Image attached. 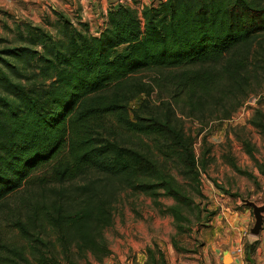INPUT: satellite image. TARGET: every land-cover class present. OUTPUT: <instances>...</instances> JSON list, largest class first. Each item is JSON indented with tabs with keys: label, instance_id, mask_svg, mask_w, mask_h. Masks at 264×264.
I'll list each match as a JSON object with an SVG mask.
<instances>
[{
	"label": "trees",
	"instance_id": "obj_1",
	"mask_svg": "<svg viewBox=\"0 0 264 264\" xmlns=\"http://www.w3.org/2000/svg\"><path fill=\"white\" fill-rule=\"evenodd\" d=\"M52 13L54 34L26 23V45L0 48V204L28 189L10 218L22 243L0 240V264H65L73 248L106 255L114 183L171 197L164 211L187 220L182 207L193 199L166 164L196 182L192 140L169 102L156 112L147 99L163 81L193 114L218 105L228 118L260 73L264 0L117 3L94 34L88 22ZM149 70L161 78L136 77ZM120 131L154 143L140 149Z\"/></svg>",
	"mask_w": 264,
	"mask_h": 264
},
{
	"label": "rangeland",
	"instance_id": "obj_2",
	"mask_svg": "<svg viewBox=\"0 0 264 264\" xmlns=\"http://www.w3.org/2000/svg\"><path fill=\"white\" fill-rule=\"evenodd\" d=\"M52 10L64 12L76 26L79 19L90 22L87 18L82 19V8L77 4L0 0V48L26 45L21 37L26 35V23L54 34L56 17ZM100 28L94 22L89 23L93 34ZM254 62L260 73L252 79L241 105L228 118L221 117L225 111L218 105L217 111L212 109L214 105H210L206 110L193 114L182 102L175 103L163 81L147 99L148 108H154L156 112H161L169 102L177 124L192 140L199 174L196 182L184 178L175 162L166 164L168 173L193 199L189 208L182 207L187 220L175 221L170 213L164 211L175 204L169 196L160 195L154 199L149 194L111 184L107 192L111 196L112 222L103 230L109 252L100 255L87 250L80 254L73 248L70 261L65 264H168L178 261L181 256L199 252L205 242L204 236H213L217 230L229 233L226 226L232 222L235 211L250 208L245 200L264 202V51ZM173 71L164 70L162 73ZM161 76L149 70L138 73L136 77L153 83L154 77ZM141 98L133 106H137ZM235 102L228 107L229 110ZM120 132L129 137L130 145L140 149H147L154 143L147 137ZM155 154L162 160L159 153ZM46 170L44 167L35 174ZM23 188L0 204V240L22 243L10 218L18 215L15 206L28 192ZM253 223L252 215L250 228ZM169 246L174 251L170 252Z\"/></svg>",
	"mask_w": 264,
	"mask_h": 264
},
{
	"label": "crops",
	"instance_id": "obj_3",
	"mask_svg": "<svg viewBox=\"0 0 264 264\" xmlns=\"http://www.w3.org/2000/svg\"><path fill=\"white\" fill-rule=\"evenodd\" d=\"M45 1V0H37ZM49 3L63 5L64 3L80 5L83 18L89 23L96 24L100 28L105 20L106 12L117 3H125L140 10L144 5L159 0H46ZM51 7L52 4H51ZM259 205L264 202L257 203ZM225 213V212H223ZM234 218L229 226V233L224 234L221 230L214 232L213 236L207 235L205 242L197 253L187 254L179 257L180 260L168 262V264H224L223 260L227 254L228 264H264V221L258 235H252L250 221H252V209L244 208L243 211H235ZM222 227V226H221ZM249 229V230H248ZM248 230V231H247ZM253 244V250L248 247ZM169 251H174L170 246ZM250 254L251 260L248 258Z\"/></svg>",
	"mask_w": 264,
	"mask_h": 264
},
{
	"label": "water",
	"instance_id": "obj_4",
	"mask_svg": "<svg viewBox=\"0 0 264 264\" xmlns=\"http://www.w3.org/2000/svg\"><path fill=\"white\" fill-rule=\"evenodd\" d=\"M245 204L247 206H249L252 209V213H253V217H254V223L253 226L250 228V233L254 236L258 235L262 225H263V221H264V204H257L252 200H245ZM248 258L251 260L250 258V254H248ZM229 257L226 254L225 258L223 260L224 264H228L229 263Z\"/></svg>",
	"mask_w": 264,
	"mask_h": 264
}]
</instances>
